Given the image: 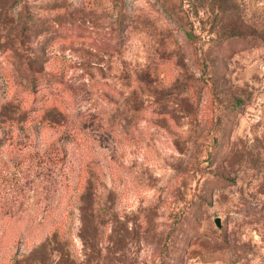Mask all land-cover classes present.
I'll list each match as a JSON object with an SVG mask.
<instances>
[{"label": "rangeland", "instance_id": "rangeland-1", "mask_svg": "<svg viewBox=\"0 0 264 264\" xmlns=\"http://www.w3.org/2000/svg\"><path fill=\"white\" fill-rule=\"evenodd\" d=\"M0 123V264H264V0H0Z\"/></svg>", "mask_w": 264, "mask_h": 264}, {"label": "trees", "instance_id": "trees-1", "mask_svg": "<svg viewBox=\"0 0 264 264\" xmlns=\"http://www.w3.org/2000/svg\"><path fill=\"white\" fill-rule=\"evenodd\" d=\"M238 104H241L242 102H243V99H238L237 101H236ZM36 123V121H33L32 122V126L33 125H35V126H37V125H41L42 123H50V124H53V123H51L50 121H45V120H42L41 122L39 121L37 124H35ZM31 123H29L28 124V126L30 125ZM2 127H3V124L2 123H0V130L2 129ZM13 134L14 133H4V134H0V146L1 145H3L4 144V142H6V141H8L9 139H13L14 137H13ZM17 137V136H16Z\"/></svg>", "mask_w": 264, "mask_h": 264}, {"label": "water", "instance_id": "water-1", "mask_svg": "<svg viewBox=\"0 0 264 264\" xmlns=\"http://www.w3.org/2000/svg\"><path fill=\"white\" fill-rule=\"evenodd\" d=\"M215 223H216V225H217L218 227H221V218H220V217H217V218L215 219Z\"/></svg>", "mask_w": 264, "mask_h": 264}]
</instances>
